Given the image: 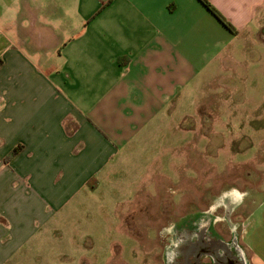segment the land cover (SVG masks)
<instances>
[{
  "label": "crops",
  "instance_id": "1",
  "mask_svg": "<svg viewBox=\"0 0 264 264\" xmlns=\"http://www.w3.org/2000/svg\"><path fill=\"white\" fill-rule=\"evenodd\" d=\"M209 1L235 33L199 0H0V264H110L84 257L115 241L77 237L128 220L134 185L158 195L162 129L179 130L205 71L264 27V0ZM262 217L247 218L252 264Z\"/></svg>",
  "mask_w": 264,
  "mask_h": 264
},
{
  "label": "rangeland",
  "instance_id": "2",
  "mask_svg": "<svg viewBox=\"0 0 264 264\" xmlns=\"http://www.w3.org/2000/svg\"><path fill=\"white\" fill-rule=\"evenodd\" d=\"M263 32L264 27L259 29L254 41L248 39L249 43L247 39H238L229 52L205 71L188 101L189 114L182 115L175 124L180 131L172 132L169 123L160 133L158 161L163 176L157 177L158 181L154 178L158 195H149L147 200L146 196L151 191L154 193L152 187L144 182L134 185L132 190L139 191L140 197L129 206L130 201L122 204L129 207L128 220L121 214L111 221L97 220L95 235L77 237L87 247L115 241L110 252H101L99 256L85 254V261L92 256L100 261L106 255L110 264H166L165 249L172 241L166 228L176 226L175 237L185 238L188 235L183 234L192 232L195 221L193 208H207L209 201L215 202L224 193L237 190L241 194V206L228 219L214 224L215 233H202V238L198 236V243L191 248V244L180 246L171 264H193L197 260V245L204 240L215 246L218 238L235 242L227 264H244V260L245 264L253 263L245 237L251 210L257 207L264 210ZM150 174L147 167L142 176ZM180 190L184 195L179 202L168 201L170 197L179 199ZM216 211L220 217L226 213L223 206ZM262 220L263 224L264 217ZM107 223L111 224L110 231L104 227ZM258 234L264 239V224L255 230L253 242ZM216 251L206 252L198 264H218ZM239 251L244 259L237 255Z\"/></svg>",
  "mask_w": 264,
  "mask_h": 264
},
{
  "label": "flooded vegetation",
  "instance_id": "3",
  "mask_svg": "<svg viewBox=\"0 0 264 264\" xmlns=\"http://www.w3.org/2000/svg\"><path fill=\"white\" fill-rule=\"evenodd\" d=\"M241 194L237 191V190H232L229 191L227 193H224L221 197H218L216 199V202L214 205L211 206V208L209 210L200 212L198 214L195 215V221L192 224L193 228H191V238H192V246L194 244L198 243V236H200L202 233H208V231L215 233L213 231V226L215 223L219 222L220 220H222L223 218L228 219V214L229 212L239 203L240 201V197ZM223 206V208H225L226 213L224 214L223 217H220L218 215L215 214V209L217 207ZM192 227V226H191ZM166 232L169 235H172L171 240H173V238H175V236L178 234L176 226L171 225L168 228H166ZM187 232V231H186ZM200 238H202L200 236ZM218 242L217 244H215V246H210V244H206L205 241L203 240L202 242H200L197 247H196V254H197V260L196 262H194L193 264H198L199 259L202 255H204L206 252H211L210 254L214 253L216 250L218 249H226L228 251H230V249L232 250V248L234 249V240L233 241H228L226 242L225 240H222L221 238H218ZM173 244V242L171 241V243L169 245H167L166 249L171 246ZM236 247V246H235ZM165 249V251H166ZM214 255V254H213ZM239 256V254H237ZM216 263L218 262V264H227V257H225L224 259H220V257L222 256H216ZM173 262V261H172ZM172 262L167 263L166 259H165V263L166 264H171ZM212 262H215L214 260H212Z\"/></svg>",
  "mask_w": 264,
  "mask_h": 264
},
{
  "label": "bare ground",
  "instance_id": "4",
  "mask_svg": "<svg viewBox=\"0 0 264 264\" xmlns=\"http://www.w3.org/2000/svg\"><path fill=\"white\" fill-rule=\"evenodd\" d=\"M185 235H188V236L185 237ZM183 236L185 238H181L180 236H177V238L176 237L173 238V240H172L173 244L166 249V251H165V259H166L167 263L173 261V259L178 254L176 251H179L178 248H180V246H182L184 243L185 244H189V245L191 244L190 248L192 247L191 234H189V233L186 232V233L183 234ZM216 252H217V256L218 257L219 256H222V258L223 257L225 258V257H228L229 256V251L226 250V249H223V248L218 249ZM238 254L242 257V259H244L243 258V254H242L241 251H239ZM243 263L245 264V260L243 261Z\"/></svg>",
  "mask_w": 264,
  "mask_h": 264
},
{
  "label": "trees",
  "instance_id": "5",
  "mask_svg": "<svg viewBox=\"0 0 264 264\" xmlns=\"http://www.w3.org/2000/svg\"><path fill=\"white\" fill-rule=\"evenodd\" d=\"M205 7L206 9H208L212 14H214V16H216V18H218L220 20V22L226 27L228 28L230 31L232 32H236V28L230 23L228 22L224 16L216 9V7L209 1V0H199ZM1 62V60H0ZM19 146L16 147L13 151H12V155L17 153L19 150Z\"/></svg>",
  "mask_w": 264,
  "mask_h": 264
}]
</instances>
